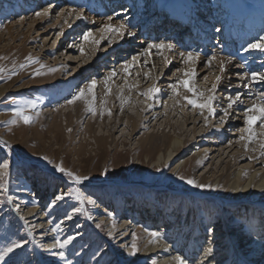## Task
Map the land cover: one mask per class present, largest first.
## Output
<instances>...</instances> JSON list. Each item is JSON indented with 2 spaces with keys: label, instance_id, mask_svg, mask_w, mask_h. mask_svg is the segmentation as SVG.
<instances>
[{
  "label": "rangeland",
  "instance_id": "374dc122",
  "mask_svg": "<svg viewBox=\"0 0 264 264\" xmlns=\"http://www.w3.org/2000/svg\"><path fill=\"white\" fill-rule=\"evenodd\" d=\"M49 1L0 0V68L5 69L0 74V89L5 88L0 95V163L10 165L9 175L0 188V253L14 243L23 245L0 264H152L155 256L137 260L143 255V245L150 232L161 234L160 244L163 248L168 245L170 257L177 254L184 257L187 253L183 247L174 249L175 239L178 242L186 238L195 240L200 249L195 247L190 251L189 256H194L193 264L201 263L204 253L213 246L220 249L207 258V264H226L231 248L240 250L245 241L256 240L264 250V240H261L264 231L257 235L255 229L259 223L260 228L264 227V194L250 191L235 198L229 196L237 174L241 179L239 187L250 180H264V156L259 142L248 144L246 150L247 141L240 140L241 135L246 136L240 131L245 126L243 111L256 99V94L264 91V82L251 83L250 76L253 72L264 73V68L252 71L249 64L226 54L216 56L211 66L207 60L214 54L199 56V62L189 65L173 43L171 33L166 34V40H151V33L145 32L139 24L143 15L142 11L137 14L135 10L141 5L137 3L135 7L136 0H94V5L91 0H84L77 6L80 8L75 7L78 0H73L72 5L65 3L69 0L60 5L62 0H59L58 6ZM213 1L206 2L209 5ZM45 8L50 9L49 14L37 17L36 12ZM73 9L81 19H76V15L61 19L64 11ZM109 20L116 21V27L121 23L127 26L123 36L101 31ZM22 21V26L16 25ZM71 26H74L72 31ZM85 32H92L91 39L100 41L99 45L85 42L82 39ZM129 32L134 34L129 35ZM256 37L254 35V39ZM177 41L183 43V37L179 36ZM161 42L174 45L168 50L167 58L164 49L148 48L149 44ZM256 52L254 50V59L260 57ZM29 57L39 63H30ZM133 57L138 59L133 61ZM221 60L224 61V78L217 83ZM263 63L260 65L264 66ZM125 64L129 65L127 73L123 69ZM235 66L239 69H232ZM201 68L207 71L204 77ZM192 69L196 73L192 86L205 97L210 94L216 97L211 116L206 109L201 114V109L192 108L184 100L178 105L170 98L169 85L185 79L184 72ZM113 70L117 73L113 79L114 92L132 87L127 90L133 94L128 110L135 114L132 120L140 126L134 133L127 117L117 110L115 100L109 110L111 115L99 121L85 105L77 115L75 105L78 103H68L80 88L94 79L97 82L95 106L98 107L101 97L111 96V91L108 95L101 94L100 86ZM37 72L41 75H36ZM154 84L160 89L154 99L140 95ZM213 84H217L215 93L210 91ZM180 93L191 98L183 89ZM236 95H240L241 100L228 109L229 114L222 121L228 97ZM136 101L150 109L139 111ZM31 103L36 107L27 114L33 121L25 125L13 112ZM148 113L155 114L156 118L142 124ZM14 119L17 123L12 124ZM88 123L91 125L87 128ZM254 131H262L258 123ZM149 132L158 138L166 133L184 142L175 160L155 165L159 155L167 157L168 147L161 140H157L156 145L140 143V138L144 139ZM258 139L264 140V136ZM48 160L88 179L77 185L56 172ZM198 162L203 165L199 166ZM183 163L181 168L177 167ZM181 176L211 185V188H192ZM70 189L79 190L86 197L83 204L67 195ZM62 193L65 199L54 202ZM88 199L95 203L89 204ZM132 200L136 203L132 204ZM17 206L20 211L16 210ZM76 208L84 211L76 212ZM31 211L37 213L38 218H44L45 229L41 234L29 223L27 217ZM160 215L163 217L158 218ZM158 220L160 225L155 227L153 223ZM128 223L135 229L130 242H133V234L137 237L139 251L135 255L131 253L132 243L126 245L125 240L117 243L124 237V232L117 233L119 226ZM170 226L175 233H167L166 238L161 231L166 232ZM46 236H50L48 240ZM230 238L234 240L227 244ZM57 239L61 243L70 242L63 249L51 248ZM61 251L63 257L59 255ZM236 262L244 264L237 259Z\"/></svg>",
  "mask_w": 264,
  "mask_h": 264
},
{
  "label": "snow or ice",
  "instance_id": "6c2138e0",
  "mask_svg": "<svg viewBox=\"0 0 264 264\" xmlns=\"http://www.w3.org/2000/svg\"><path fill=\"white\" fill-rule=\"evenodd\" d=\"M49 11H50L49 8H45L42 12H39V11L36 12V16L37 17L46 16L49 14ZM73 13H75L76 19L82 18V16L79 13L75 12V9H73ZM109 19H111V17H109ZM126 28L127 26L121 23L118 27H115V28L107 27V31L123 36ZM104 30L105 29H101V31H104ZM133 34L134 33L129 32V35H133ZM92 35H93L92 32H85L83 33L82 39L85 42H91L98 46L100 41L92 40L91 39ZM69 47H72V45L70 44ZM173 47H174L173 44L164 43V42L148 45L149 49L156 48V49H166L169 51ZM250 50H255V51H259L260 53H264V36L258 37L256 39V42L249 43L247 47L244 49L245 52H249ZM80 51H81V55H83L84 49L81 48ZM199 55H200L199 53H194L191 51L187 53H181V56L185 58L186 63H189V62L195 63L196 61L199 60ZM28 59L30 63H39V61L32 60L31 57H29ZM137 59H138L137 57H133V61H136ZM215 59H217L216 56L209 57L207 60L208 66H211L213 60ZM165 62L169 63L167 59L165 60ZM20 67L23 68L25 67V65H21ZM41 67H43V65H41ZM123 68H124L125 73H127L129 65L125 64ZM224 71H225L224 61L221 60L220 61V72L223 73ZM4 72H5V69L0 68V74H3ZM36 75H41V73L37 72ZM115 75H117V73L113 70L107 77H105L104 83L106 86L108 84V81L111 80ZM184 76L186 77L185 79H180L177 82H174L169 85V88L172 91V97L170 98L174 99L176 104L178 105L180 104L181 100H184L188 105H191L192 108L201 109L202 110L201 114H203V110L206 109L209 116L213 115L214 114L213 102L216 98L215 95L210 94L205 97L203 92H199L195 87L192 86V82L195 80V77H196V73L194 69L184 72ZM8 79H11V75L8 76ZM205 79H207V77H205ZM220 79H221L220 76L216 77L217 83L220 81ZM250 82L251 83L264 82V73L253 72L250 76ZM96 84H97L96 80L94 79L91 80L90 83L86 84L84 88H80L76 92V94H74L72 98L68 100V103L75 104L76 102H83L86 107V110L92 115H96L97 108L95 106L96 98L94 95ZM245 86L247 87L250 85H245ZM180 89H183L185 92L190 93L191 98H189L188 96H181ZM216 90H217V84H213L210 90L211 93H215ZM110 91H111L110 89H107L106 94H110ZM159 91H160L159 88L152 87V88H149L147 92L140 93V95H143L146 98H154L155 96L159 94ZM177 97H179V99H177ZM202 97L204 98L203 101H201ZM121 100H122V104L127 102V101H124L123 97H121ZM228 100H229V103L227 105V109L224 110V116L221 117L222 121L228 116L229 114L228 109L233 108V105L236 104L238 101H240L241 97L240 95H236L235 97L230 96L228 97ZM35 107H36L35 103L22 106L20 108H17L13 112V115L17 119L22 120L25 125H29L32 123L33 117L31 115H28L27 113L30 109H33ZM107 114L111 115V112L109 111L107 112ZM101 115H103V113H101ZM243 116H244L245 126L242 127L240 131L242 133H246V136L241 135L240 140L247 141V143L245 144L246 150H247L248 144L259 142V146L262 149L261 155L264 156V140L258 139V137L264 136V91H261L260 93L256 94V99L252 102V104L248 108H246L243 111ZM205 120L207 121V117H205ZM11 123L15 124L17 123V120L14 119L11 121ZM257 123L259 124L262 130L260 133H257L254 131V127ZM69 131H71V129H69ZM42 159L47 160V157H42ZM48 163L52 165V167L55 169L56 172L61 173L69 181H74L77 185L82 184L84 181L88 179L87 176L76 175L72 171L66 170L62 164H55L50 160H48ZM9 167L10 165L7 162L0 163V188L3 187V182L6 180V178L9 175ZM180 179L184 180V182L187 185L191 186L192 188L201 189V190L211 188V185L197 183V181L194 179H185L182 176L180 177ZM67 195L73 196L81 204H83L86 199V197L79 190L70 189ZM64 199H65V194L62 193L55 197L54 202L64 200ZM88 203L93 204L95 202L91 199H88ZM16 210L20 211L19 206H17ZM75 211L83 212L84 210L83 208H76ZM20 219L23 220L24 217L21 216ZM68 219H71V215L68 216ZM33 227H35V225ZM97 227H99V225H97ZM209 231H211V229H209ZM109 235H111V233H109ZM149 236L151 237V241H150L151 243H157L163 239V237L161 236L159 232H150ZM136 240H137V237L135 236V234H133V242L131 244V253L133 255H135L139 251ZM69 242L70 241H64L63 243H61L60 240L57 239L55 243L50 245V247L63 249L66 246V244H68ZM21 247H23V245L17 242L7 247L6 249H4V251L0 253V261H4L5 257H7L10 253H12L14 249L21 248ZM207 251L208 253H210L212 249L209 248ZM59 255L63 257L64 253L61 251L59 252ZM172 260L174 264H187L186 259L180 254L173 256ZM152 264H156V262L153 261Z\"/></svg>",
  "mask_w": 264,
  "mask_h": 264
},
{
  "label": "bare ground",
  "instance_id": "6f19581e",
  "mask_svg": "<svg viewBox=\"0 0 264 264\" xmlns=\"http://www.w3.org/2000/svg\"><path fill=\"white\" fill-rule=\"evenodd\" d=\"M235 1H233L235 3L232 2L233 3L232 6H233V10L236 11V12L237 11L240 12V11H243V10H253L255 8V5H256V2L254 0H239V1L238 0H235ZM73 3H74V1H73ZM138 9H139V7H138ZM158 9L161 10V11H159L161 13H162V11L163 12H167V13H173L174 16H175V20H181L178 24L188 23V20L191 19L189 17L188 11L183 7V4L181 3V0H171V1L162 2L160 4V6L158 7ZM157 14H156V17L155 18H157ZM74 15H75V13H73L72 10H70V11H64L62 13V15H61V19L62 18L63 19H66L68 17L73 18ZM263 15H264V12H263V14H261V13L257 14L256 17H254L253 15H251V16H249L247 22L250 23V22H253L255 20H258L259 21V18L262 17ZM236 16H238V15L236 14ZM171 17H173V16L172 15H170L168 17L165 16V17H161V19L164 20L165 22H167L168 21L167 19H169ZM239 19H240V17H239ZM23 24H24V22L22 21V23L20 25L19 24H16V25L22 26ZM259 24L261 25V28H262L263 27V24H261V23H259ZM115 25H117L116 21L113 22V21L109 20V21H106L105 22L104 27H106L105 30H107V27L115 28L116 27ZM252 25H255V24H252ZM74 26H71V31L74 29ZM11 30L12 29L9 27L8 28V31H10V34H11ZM237 31H238V29H237ZM248 35H249V37H252L254 39V35L256 37L257 36V33H255V34L248 33ZM164 51H165L164 52V54H165L164 56H165V58H167L169 56V53H167L168 50L164 49ZM256 53H257V55L260 54L259 51H257ZM199 61L200 60H198L196 62H199ZM188 64L189 65H193L192 62H189ZM226 68L228 69L229 66H227ZM201 69H200L201 70L200 73H202V75L207 72L206 69H203V68H201ZM232 69L238 70L239 68L235 66ZM218 73H220V72H218ZM223 73L220 74L221 75L220 76L221 77L220 80H222V78H224L223 77L224 76ZM114 77H116V76H114ZM114 77L111 80L108 81L107 86L105 85L104 82L100 86V93L101 94L108 95V94H106V91H107V89H110L111 90V94H110L111 96L110 97H106V96L104 97L102 95L103 98L101 97V100L98 102V107H96L97 108V114L95 115V120L96 121H99V120H103L105 117H107V115H108L107 112H109V110H111L112 107H114V103L115 102L113 100H115L117 102V104H118L117 105V110L120 112L121 115L124 116V118L127 117V119L129 120V124H131V126L133 128V132L132 133H134L137 130H139V127L140 126H139V124H137L136 121H133L135 119L132 116L135 115V114H133V112H130L131 110L130 111L128 110V105H129V102L132 99V95L133 94L131 95L130 94V91H127V90L128 89H132V87L131 86H128V87L126 86L125 87V90L122 91V90H119L118 89L116 92H114L113 91V87H114L113 86V79H114ZM203 77H204V75H203ZM153 87H155V84L153 85ZM147 91H148V89H146L144 91L142 90L141 92H147ZM4 92H5V88L0 89V95L3 94ZM121 97H123L124 101H127V102L122 104ZM147 99L150 100L152 98H147ZM158 102H160V98L158 99ZM77 103L78 104L75 105V108L77 109L76 114L78 115L79 114L78 111H79L80 108H82V105H84V103L83 102H77ZM135 103L136 104L138 103L137 106L136 105L135 106H136V108L139 111H142L143 112L145 110H149L150 109V108H147V107H144L143 108L140 105V103L137 102V101ZM151 110L153 112V109H151ZM101 113H103V115H101ZM148 114H149V116L147 118L142 119V121H141L142 124H144L146 122L148 123V121H150L151 119L156 118V115L155 114H153V113H151V114L148 113ZM145 115H143V116H145ZM119 118H121V117H119ZM119 118L117 120H119ZM120 121H122V118L119 120V122ZM89 125H91V123H88L87 124V128L89 127ZM168 125L170 126V124H168ZM153 134H154L153 132H151V133L149 132V134L146 135V137L144 139L143 138H140V143H143L145 141V143L147 145H150V144L151 145H156L157 140L158 141L161 140V143L164 146H167L168 147L167 157L164 158L162 154L159 155L158 160L155 163V165L156 166H159L162 162L163 163H171L173 160H175V158L179 154V151L181 150V147L184 146V142L180 141L179 139H172L166 133H164V135H163L162 138L155 137ZM133 138H134V136H133V134H131V139H133ZM104 139H105L104 137L101 138V140L105 141ZM187 153L188 152H185V154H187ZM183 165H184V163L181 164V165H178L177 167L181 168ZM198 165L199 166H202L203 163L198 162ZM179 168H178V170H179ZM235 181L234 182L232 181L233 182L232 183V187H231L232 188V191H230V192H232V194L229 195V196H233V198L238 197V194L239 195L249 194L250 191H254V192L261 191V193L264 194V180L261 181V179H259L258 182L257 181H253L252 182V180H250V181H248V183L246 185L244 184L245 186L239 187L238 184L241 183V179L239 178V174H237V178H236ZM131 203L134 204L136 202L134 200H132ZM145 207H147V205H145ZM160 217H163V216L160 215L158 218H160ZM27 218L30 220L29 223H31V224H33V225L36 226L37 233L38 234H41L43 232V229H45V227H43L44 218L43 217H39L38 218L37 217V213H33L32 211L28 213V217ZM145 219H147V218H145ZM159 222H160V220H158V222H154L153 225L155 224L154 226L155 227H158L160 225ZM261 226H262V223H261ZM111 228H113V227H111ZM168 228H169V230H166V232L161 231V233H164L165 234V237L166 238L169 237V234H167V233H170V235H173L175 233V230H174V227L173 226H170ZM120 229H122V230H120ZM255 229H256V234L257 235H261L262 232L264 231V227L263 228L262 227L260 228V223H259V225L257 224L255 226ZM134 231H135V229H131V227L129 226V223L128 224H121L119 226V231H117V233L124 232V237L123 238H120L117 243H121L122 241L125 240L126 245H128V243L131 244L132 242H130V236H131L132 233H134ZM156 231H160V230H156ZM49 237L50 236H46V239L48 240ZM235 237L238 238V234H235ZM235 237H234V239H235ZM146 238H147L145 240L146 242L143 245L144 247L142 249V254L143 255L142 256L140 255L141 257H139L137 259L138 261H140L142 259H145L146 257L155 256V258H156L155 262L157 261L156 264H174V262L172 260V256L170 257V250H169L170 248L168 247L167 244H165V247L163 248V245L160 244V241L161 240L159 242H157V243H151L150 242L151 241V237L149 235H147ZM234 239L233 238L228 239L227 240V244L232 243V241ZM189 240L190 239H187L186 238V239L182 240L181 242H178L175 239V242L173 243V245H174V249H177V250H180V248L183 247V250H186L187 251V253L184 256V258L187 261V264H193L194 262H192V259H193L194 256H189L190 255V251H191V249H195V247H198V246H197V243L195 242V240H193V239L190 240V241ZM261 240H264V238L261 237ZM163 242H165V241H163ZM260 243H263V242H260ZM257 244L258 243H257L256 240H254V241L251 240V241H245L243 244H241L240 250L239 249L238 250L237 249L236 250H233L231 248L232 253H231V255H229V257H228L229 258V261L227 263H230L231 261H233L232 264H236L237 263L236 262V259H237L238 261H240V262H242L244 264H264V250L262 249L263 247H260ZM198 249H200V247H198ZM218 249H220V247H215V249H214V246H213L212 247V251L210 253H208V251L206 253H204V255H203V259L204 260L201 263H199V264H207L208 261H209V260H207V258L212 253H214L215 251H217ZM243 254H245V255L243 256ZM221 259L225 261L224 258H221ZM219 263H221V262H219Z\"/></svg>",
  "mask_w": 264,
  "mask_h": 264
}]
</instances>
